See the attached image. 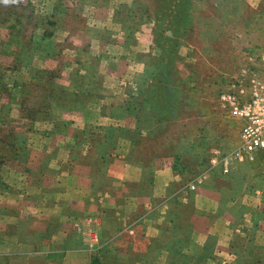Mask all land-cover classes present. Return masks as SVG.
<instances>
[{
    "label": "rangeland",
    "instance_id": "obj_1",
    "mask_svg": "<svg viewBox=\"0 0 264 264\" xmlns=\"http://www.w3.org/2000/svg\"><path fill=\"white\" fill-rule=\"evenodd\" d=\"M263 52L264 0H0V264H264Z\"/></svg>",
    "mask_w": 264,
    "mask_h": 264
},
{
    "label": "built area",
    "instance_id": "obj_2",
    "mask_svg": "<svg viewBox=\"0 0 264 264\" xmlns=\"http://www.w3.org/2000/svg\"><path fill=\"white\" fill-rule=\"evenodd\" d=\"M248 84L252 92L246 100L234 91L220 94V100L242 120V144L236 155L240 161H253L264 152V79L253 75Z\"/></svg>",
    "mask_w": 264,
    "mask_h": 264
},
{
    "label": "crops",
    "instance_id": "obj_3",
    "mask_svg": "<svg viewBox=\"0 0 264 264\" xmlns=\"http://www.w3.org/2000/svg\"><path fill=\"white\" fill-rule=\"evenodd\" d=\"M2 196H5V195H2ZM1 196V197H2ZM7 196V195H6ZM5 196V197H6ZM61 227H59V229H60ZM60 231H62V230H60ZM65 244L66 243H61L60 242V240H53V241H47V243L46 244H41L43 247H46V248H48V251L50 250L51 251V253L52 252H54V251H56V252H58V251H63L64 250V247H65ZM0 248H1V245H0ZM62 248V249H61ZM54 249H56V250H54ZM58 249V250H57ZM49 251V252H50ZM47 253V255H50L48 252H46ZM55 253V252H54ZM0 254H11V255H13V254H19V253H17V252H15V251H7V252H4V253H0ZM23 254V253H22Z\"/></svg>",
    "mask_w": 264,
    "mask_h": 264
}]
</instances>
